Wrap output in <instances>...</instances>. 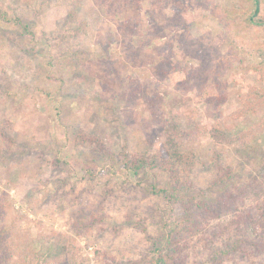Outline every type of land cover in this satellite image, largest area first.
<instances>
[{"label": "rangeland", "instance_id": "rangeland-1", "mask_svg": "<svg viewBox=\"0 0 264 264\" xmlns=\"http://www.w3.org/2000/svg\"><path fill=\"white\" fill-rule=\"evenodd\" d=\"M111 3L0 0V197L22 230L68 237L85 264L139 263L172 215L163 197L142 198L145 175L113 164L162 152L166 131L209 204L217 166L230 185L264 187V98L248 102L264 93V28L245 22L243 0ZM16 16L30 34L14 41ZM130 78L153 107L126 99ZM166 175L145 177L162 187Z\"/></svg>", "mask_w": 264, "mask_h": 264}, {"label": "trees", "instance_id": "trees-1", "mask_svg": "<svg viewBox=\"0 0 264 264\" xmlns=\"http://www.w3.org/2000/svg\"><path fill=\"white\" fill-rule=\"evenodd\" d=\"M140 1L121 0L125 5ZM213 1L194 0V3L213 9ZM111 2L113 6L119 0ZM243 4L246 11L241 14L245 22L264 28V0H243ZM72 15L69 14V17ZM2 20L4 23L8 22L4 17ZM27 22L19 16L11 21L16 30L14 41L26 33L30 34ZM128 25L130 24L127 23L124 27L130 30ZM254 49L256 56L264 63V45ZM141 85L139 80L130 78L128 87L131 92L126 99H144L153 107L154 98ZM256 96L259 98L249 99L248 102L259 103L258 100L264 98V93L257 91ZM7 134L14 143L11 133ZM165 135L163 151L156 155L143 154L122 161L113 160V164H120L125 172L132 173L135 177L161 171L169 178L168 182H160L162 187L158 186L156 179L149 182L145 176L142 178L145 181L144 188H141L144 192L142 198L163 197L171 207L172 215L163 220L161 233L157 237H149L145 257L133 264H264V187L256 189L251 186L230 185L232 171L225 172L217 166L211 188L222 189L215 204H209L205 199L208 191L196 190L176 170L173 160L181 157L173 139L175 134L166 131ZM107 155L111 157V153L107 152ZM260 169L264 179L263 161ZM23 219L24 216L8 202L7 196L0 197V264H85L79 255L77 243L70 242L68 237L60 233H39L32 237L29 232L22 230ZM139 226L145 229L144 223H139ZM197 239L205 242L203 252H199L195 246Z\"/></svg>", "mask_w": 264, "mask_h": 264}]
</instances>
